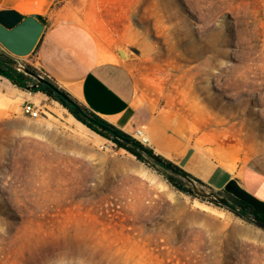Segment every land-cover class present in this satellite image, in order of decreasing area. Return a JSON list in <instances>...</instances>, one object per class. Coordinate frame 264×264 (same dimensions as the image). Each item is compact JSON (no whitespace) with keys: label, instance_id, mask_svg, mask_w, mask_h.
Segmentation results:
<instances>
[{"label":"rangeland","instance_id":"374dc122","mask_svg":"<svg viewBox=\"0 0 264 264\" xmlns=\"http://www.w3.org/2000/svg\"><path fill=\"white\" fill-rule=\"evenodd\" d=\"M69 4L102 52L129 67L139 104L183 113L198 142L264 152V0ZM29 54L0 41L26 85L43 77ZM2 76L0 264H264V222L234 194L102 135L77 139L70 111L48 95L34 99L46 113L24 116L27 89Z\"/></svg>","mask_w":264,"mask_h":264},{"label":"crops","instance_id":"0c3cea01","mask_svg":"<svg viewBox=\"0 0 264 264\" xmlns=\"http://www.w3.org/2000/svg\"><path fill=\"white\" fill-rule=\"evenodd\" d=\"M70 1L0 0V14L16 12L23 17L33 16L43 25L28 55L43 77L54 81L93 114L131 136L137 128L146 130L154 153L200 179L209 189L223 190L231 180H236L264 201V152L246 156L244 148L231 141L198 142L183 113L153 112L148 104H139L136 82L129 67L111 60L102 52L95 33L73 20L76 18L71 19ZM37 83L31 78L24 88L29 91L21 88L26 93L25 101H34L40 94L47 96L35 90Z\"/></svg>","mask_w":264,"mask_h":264},{"label":"trees","instance_id":"16d2710c","mask_svg":"<svg viewBox=\"0 0 264 264\" xmlns=\"http://www.w3.org/2000/svg\"><path fill=\"white\" fill-rule=\"evenodd\" d=\"M0 74L4 75L12 82L18 84L21 87H25L27 83V76L24 72L19 71L11 63V59L7 60L4 57H0ZM43 92L44 94L52 97L53 99L59 101L64 107H66L74 117L87 125L90 129L94 130L98 134L113 140L120 148L126 149L131 154L142 159V154L146 149H141L139 147V142H135V139L124 130L116 127L112 123L102 119L95 114H93L87 107L81 105L76 101L68 92L61 89L54 81L48 77H44L40 85L35 89ZM104 127V128H103ZM150 152L152 149L148 148ZM161 164L174 170L176 173L183 175L184 177L198 182L201 185L204 183L192 176L190 173L181 169L179 166L175 165L171 161L163 158ZM181 188V187H180ZM242 204L251 207L253 212L256 214V218L264 222V215L256 212L251 205L238 199Z\"/></svg>","mask_w":264,"mask_h":264},{"label":"water","instance_id":"95a60500","mask_svg":"<svg viewBox=\"0 0 264 264\" xmlns=\"http://www.w3.org/2000/svg\"><path fill=\"white\" fill-rule=\"evenodd\" d=\"M22 18L23 16L16 12H7L6 15L0 14V41L9 50L18 55H25L33 50L43 29V25L33 16H28L19 23ZM26 70L28 73L33 74L30 69L26 68ZM36 77L38 83L34 85V88H37L44 79L42 76L36 75ZM135 142L138 141L135 140ZM139 147L141 149H146L144 152L148 153L157 161H162V158L154 153V151L150 152L147 147L140 143ZM225 190L234 194L238 199L251 205L256 212L264 215V201L251 194L236 180H231L226 185ZM223 203L230 206L226 201H223Z\"/></svg>","mask_w":264,"mask_h":264},{"label":"built area","instance_id":"2783aa9c","mask_svg":"<svg viewBox=\"0 0 264 264\" xmlns=\"http://www.w3.org/2000/svg\"><path fill=\"white\" fill-rule=\"evenodd\" d=\"M21 112L24 116L31 119L41 117L43 113H46L42 106L38 105L34 101L26 100L23 102ZM133 138L145 147L150 148V137L146 130L137 128L133 134Z\"/></svg>","mask_w":264,"mask_h":264},{"label":"bare ground","instance_id":"6f19581e","mask_svg":"<svg viewBox=\"0 0 264 264\" xmlns=\"http://www.w3.org/2000/svg\"><path fill=\"white\" fill-rule=\"evenodd\" d=\"M80 35V34H78ZM73 36V35H72ZM72 38V37H71ZM76 38V36L74 37ZM86 38V36H85ZM77 39V38H76ZM75 39V40H76ZM74 40V39H73ZM80 40V39H78ZM77 40V41H78ZM81 41V40H80ZM79 45V44H78ZM83 46V45H82ZM87 47V46H86ZM36 102L38 103H41L42 100L41 99H36ZM65 108V107H64ZM66 109V108H65ZM52 110V109H51ZM70 116H71V120L72 122L74 123V128H73V134L74 136L79 139V140H85V141H93V137L92 135H96V136H99L101 137L100 134L96 133L95 131H93L92 129H90L87 125H85L83 122H81L80 120H78L76 117H74V115H72L70 113ZM193 129L195 130V127L193 126ZM228 168L230 169H233L232 166L230 165H227ZM196 205L202 209H205V210H209V211H213L215 213H219V211H217L215 208H212L211 206L209 205H206L204 203H200V202H196Z\"/></svg>","mask_w":264,"mask_h":264},{"label":"flooded vegetation","instance_id":"af4514ba","mask_svg":"<svg viewBox=\"0 0 264 264\" xmlns=\"http://www.w3.org/2000/svg\"><path fill=\"white\" fill-rule=\"evenodd\" d=\"M23 70L27 72V70H26V69H23Z\"/></svg>","mask_w":264,"mask_h":264}]
</instances>
